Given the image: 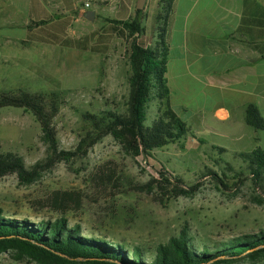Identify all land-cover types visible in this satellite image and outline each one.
<instances>
[{
	"label": "trees",
	"instance_id": "obj_1",
	"mask_svg": "<svg viewBox=\"0 0 264 264\" xmlns=\"http://www.w3.org/2000/svg\"><path fill=\"white\" fill-rule=\"evenodd\" d=\"M173 1L157 0L151 15V35L157 33L153 45L141 37L145 35L144 26L140 27L138 22L142 9H136L134 22L133 19L108 20V25L84 38L88 39L83 45L69 38L56 43L45 41L105 54L109 52L112 36L124 39L123 56L130 67L125 110L84 111L83 117L92 129L80 139L74 150H64L60 148L55 124L56 117L66 105L59 94L33 91L26 87L0 89V109L9 107L30 113L40 127L39 139L47 149L46 158L31 166L25 163L21 154L0 150V179L15 175L20 184H32L54 164H70L84 158L106 135L112 136L126 155L147 159L155 149L169 144L178 143L183 147L182 138L191 134L201 145L209 144L204 153L219 168V171H214L207 167L202 175L211 176L222 188V193L230 197L237 196L241 188L250 182L253 187L250 200L257 205L264 204L261 194L254 192L259 189L264 193V148L257 146L250 151H230L210 144L201 137H195L171 106L166 77L168 47L164 33ZM135 31L138 35H133ZM28 40H31V34H28ZM28 40L23 41V45ZM154 101L158 106L157 114L152 123L146 125L149 107ZM71 108L80 111L79 107ZM245 122L255 130L264 131V118L253 104L245 110ZM119 171V163L114 159L103 161L89 175L86 188L53 191L48 214L35 220L29 219V215L22 218L6 216L0 211V254L12 250L17 260L35 264H234L245 259L252 263L264 261V223L257 232L200 245L186 229L155 247L82 235L80 225L72 223L71 218L86 209L94 212L99 219L102 215L108 216L105 214L107 195L115 196L121 192L118 191ZM196 185L186 186L181 176L160 169L148 182L128 187L122 193H145L154 201L163 203L164 200L194 195ZM32 203L43 208L41 198L32 199Z\"/></svg>",
	"mask_w": 264,
	"mask_h": 264
},
{
	"label": "rangeland",
	"instance_id": "obj_2",
	"mask_svg": "<svg viewBox=\"0 0 264 264\" xmlns=\"http://www.w3.org/2000/svg\"><path fill=\"white\" fill-rule=\"evenodd\" d=\"M156 4L157 0H147L145 7L148 18L144 25L139 22L140 27L144 26V36L150 41L154 39L149 31ZM108 16H114L111 10ZM98 24V30L106 25H101L97 19L92 23ZM135 33L137 32L133 35ZM124 43V39L114 36L109 52L98 54L87 49L72 48L75 45L48 47L44 44L23 45L22 41L20 47L14 49L17 59L0 66V89L26 87L33 91L59 94L66 102L55 119L60 148L74 150L80 139L92 129L91 124L83 117L84 111L125 110L130 67L123 56ZM43 49H51L50 54L41 53ZM28 65L34 68H28ZM184 92L177 91L173 101L186 106L187 109L179 108L176 112L190 126L195 137H201L210 144L224 146L230 151L252 150V139L235 141L219 135L221 124H216L209 113L201 118L204 114L200 112L199 105H202L203 100L198 92L193 89ZM215 104L210 99V102L202 106L214 108ZM72 106L79 107L80 111L74 110ZM157 110L158 106L154 101L149 107L146 125L152 123ZM203 119L207 121L204 124L201 122ZM249 128L256 135L254 129ZM39 136L40 127L30 113L9 107L0 109V150L21 154L25 163L31 166L47 156L46 146ZM262 140L264 147V138ZM182 141L183 147L178 143L169 144L155 149L145 159L126 155L112 136L106 135L84 158L70 164L56 163L32 184H20L15 175L1 178L0 211L14 218L29 215L31 220L45 216L48 214L53 191L86 188L88 177L95 167L107 159H114L119 163L121 180L118 191L121 192L115 196L107 195L109 199L105 214L108 216L102 215L99 219L94 212L86 209L71 218L72 223L80 225L82 235L106 237L112 242L120 241L129 245L155 247L171 236L178 235L182 229H186L198 245L257 232L264 223V204L257 205L250 200L253 192L250 182L235 197L222 193V188L211 176L202 175L207 167L219 171L204 153L209 144L201 145L191 134L182 138ZM160 169L181 176L186 186L197 184V191L190 197L164 200L163 203L154 201L145 193H122L128 187L148 182ZM254 192L260 193L264 199L261 190L255 189ZM34 198L42 199L43 208L32 203ZM13 253L12 250L1 253L0 264H35L17 260ZM234 264H264V261L252 263L245 259Z\"/></svg>",
	"mask_w": 264,
	"mask_h": 264
},
{
	"label": "crops",
	"instance_id": "obj_3",
	"mask_svg": "<svg viewBox=\"0 0 264 264\" xmlns=\"http://www.w3.org/2000/svg\"><path fill=\"white\" fill-rule=\"evenodd\" d=\"M110 10L113 17L108 16ZM146 10L139 15L143 25ZM88 11L95 12L94 20L84 17ZM135 17L136 0H0V66L17 59L14 49L28 40V34L31 45L51 47L66 38L83 45L88 39L84 38L98 30L99 24L92 25L96 19L108 25L111 19L134 22ZM141 37L153 45L157 33L152 41ZM164 38L172 108L187 109L173 97L177 91L193 89L202 97V105L210 99L216 103L214 108L199 105V109L204 114L201 118L209 113L222 125L219 135L235 141L252 139L250 148H264V131L256 133L252 127L254 135L245 122V110L251 104L264 118V0H174Z\"/></svg>",
	"mask_w": 264,
	"mask_h": 264
},
{
	"label": "water",
	"instance_id": "obj_4",
	"mask_svg": "<svg viewBox=\"0 0 264 264\" xmlns=\"http://www.w3.org/2000/svg\"><path fill=\"white\" fill-rule=\"evenodd\" d=\"M147 0H136V9H145V5H146ZM86 19L88 20H94L95 17V12L94 11H88L85 13L84 16Z\"/></svg>",
	"mask_w": 264,
	"mask_h": 264
},
{
	"label": "built area",
	"instance_id": "obj_5",
	"mask_svg": "<svg viewBox=\"0 0 264 264\" xmlns=\"http://www.w3.org/2000/svg\"><path fill=\"white\" fill-rule=\"evenodd\" d=\"M85 6H86V7H88V6H89V4H88V3H86V4H85Z\"/></svg>",
	"mask_w": 264,
	"mask_h": 264
}]
</instances>
